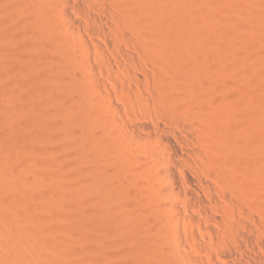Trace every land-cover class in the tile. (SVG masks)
Listing matches in <instances>:
<instances>
[{
	"label": "rangeland",
	"instance_id": "obj_1",
	"mask_svg": "<svg viewBox=\"0 0 264 264\" xmlns=\"http://www.w3.org/2000/svg\"><path fill=\"white\" fill-rule=\"evenodd\" d=\"M101 2L122 18L112 20L114 45L137 58L134 67L118 60L116 71L95 63L111 98L121 107L122 118L129 112L137 118L162 120L152 113L154 100L147 89L162 96L160 100L165 98L167 107L179 106L200 117L209 125V142L218 147L212 144V148L230 153L234 178L256 191L255 205H264V0H0V126L9 127L6 142L0 141L7 155L0 160L9 161L0 163L14 171L22 148L27 166L24 203L32 211H41L27 217L32 222L33 217L43 218L38 222L41 231L55 240L46 241L43 251L66 256L69 263L61 264H186L163 242L161 220L152 216L153 205L145 194L146 199L137 192L136 198L133 192L135 199L127 195L129 200L118 203L117 195L123 191L125 195L127 189L111 170L125 169L126 160L122 157L121 163L110 145L123 135L117 134L119 124L106 112L107 101L89 81L74 34L63 31L67 14L83 26L94 25ZM84 33L91 44L96 39L105 47L101 39ZM119 35L123 40L117 39ZM111 60L115 62L114 57ZM121 60L132 76L143 78L146 89L137 83L141 88L135 94L133 80L132 88L128 87ZM212 92L214 100L207 97ZM147 100L153 103L149 106ZM101 137L114 155L109 162H100L104 168L99 166L103 173L98 181L102 182H97L90 163ZM8 176L5 179L15 177ZM143 215L155 223H145ZM221 220L222 234L229 225L233 231L244 226L240 218ZM189 249L198 259L209 262L206 258L212 256L223 264L216 253L204 258Z\"/></svg>",
	"mask_w": 264,
	"mask_h": 264
},
{
	"label": "bare ground",
	"instance_id": "obj_2",
	"mask_svg": "<svg viewBox=\"0 0 264 264\" xmlns=\"http://www.w3.org/2000/svg\"><path fill=\"white\" fill-rule=\"evenodd\" d=\"M101 3V6H96L97 11L94 12L96 15L94 16V25L83 26L84 24L81 25V22L79 23L70 14H67V24L63 28V31H66L69 34H74L73 42L77 44L78 55L80 56V60L82 61L85 70L89 74V81L94 89H97L98 91L100 90L101 97L105 99L103 100L107 101V106L105 108L112 122L119 124L117 134H121V136L123 135L124 137L122 136L120 138V136L118 137L116 135L117 138H120L119 141L122 138L125 139H122L121 143L115 138V141H117V143H115L116 146L114 144L115 141H112V145H114V147L110 145L113 148L112 152H114L115 155L117 154V157H120L121 163L123 158L126 160V162L123 163L125 165H122V167L125 166V169L123 168L124 170L120 168L111 170L112 173L114 172L118 178L123 180L122 182H124L123 184L126 185V189L129 192L127 194V191L125 190L126 193L124 195V191L122 192V190H119V192H122V196H124L122 197L121 194L117 195L122 197L120 199L119 197L117 198L118 203H121L122 199H125L124 201L129 200L130 197L128 198L127 195L130 196L133 192V195H135L136 198L137 195L135 193L137 192L142 193L141 196L144 198L145 194L147 197V199H145L150 205H153L150 207L153 208L152 211L154 212L152 213L148 210V213L146 210L147 215L152 213L154 214L152 216H155L156 214V220L159 215L158 218L161 220V223L159 224H162L161 226H163L162 232L160 230V236L164 237L163 240H166L162 241L165 243L168 242L167 244L169 249L174 252V254H178L181 259L184 260L183 263L219 264L216 260L213 261V257L211 256L214 255L213 253H216V256H218L220 262L223 261V264H264V220L262 218V216H264V205H255L259 200L255 193L256 191H254L250 185L243 184L234 178L233 169L229 163L230 153L222 149L221 151L216 150L218 147L214 145V143L209 142L211 136L207 122L200 117L189 113L182 107H167L168 104L165 101L166 99L163 97L164 99H161V101L160 97L162 98V96H157L155 92L150 93L151 89H147V91L149 90L148 92L149 94H152L151 97L154 100V103L151 102L153 103L151 108L154 110L152 113L155 112L156 118L159 117V120L161 118V121H164V123H161V121L156 122L158 120L154 121L153 119L148 118L149 116L137 118L135 114L129 112H125L126 118H122L121 107L114 99L111 98L110 88H108L109 86L107 83L99 77V69L96 65H105L110 68L109 70L113 71L115 69L114 64L116 66V62L120 59H124L123 61H126L131 65L135 64L138 66V64H136L137 58L133 54L123 52V47L114 45L113 42L116 37L113 35L114 32L116 34V30L114 29L116 26L113 27L112 20L115 19V21L118 22L119 15L116 12L114 13L113 10L107 6V2L106 4H103V2ZM90 17L92 19V16ZM120 23L121 22H119V24ZM116 29L118 30V28ZM85 31L87 34L91 35L89 37H92V39L93 37L99 38V40L101 39L102 43L104 42L103 45H105L106 50L100 43L101 41L99 42L94 39V42L92 41L91 44L90 41L85 38L86 36H84ZM125 36H127V34ZM120 37L122 39L121 35H119V37L117 36V39ZM127 37L125 39H128L130 36L128 38ZM121 39L119 40L121 41ZM108 50L112 57L108 53ZM113 57L115 60L114 63L111 60ZM139 59L141 58H138V60ZM122 62L120 64L124 65L122 69L125 70L124 76L129 79L127 81L130 82V80H133L136 82L137 86L135 87L137 88L133 86L134 92L136 90L138 91L141 86H143L142 84L146 86L143 78L135 75L132 76V74H130V70H128L129 67H125L127 63L124 64L125 62ZM118 63L117 66L119 67ZM116 70H118V68H116L115 71ZM253 70H251V72ZM249 72L247 73L250 75L251 72ZM115 73L117 74V72ZM148 74L151 73L149 72ZM119 78L120 77H118V79ZM127 83L128 82L125 84ZM137 83H141V86L139 87ZM127 85L129 88H132L130 86L134 84L130 82ZM129 88L125 89L131 90ZM144 89H146V87ZM136 93L137 92H135V94ZM149 94L148 96H150ZM208 96L214 100L213 92L207 94V97ZM149 100L147 101L150 106L151 103ZM145 104L147 103L145 102ZM5 126L8 127L7 124H5ZM2 129L3 127L0 129V132L2 131V135L0 134V137L2 136L0 141L4 142L7 140L5 138H7L8 135L7 129ZM8 132L10 133V131ZM103 139L104 138L101 137L100 140L98 139L99 141L97 145L93 144L95 148L98 147L97 149H99V151L101 148L103 150L98 152L97 149L93 148V151H96L93 152V161L91 159L92 162L90 163V165L93 163V169L92 166H90L92 170L91 172L98 174L96 175V177H99H97V182H102L98 181L102 180V177L100 176H102L101 174L103 173V170L101 169V172L99 166L104 168L102 164L100 165V162H103L104 160L109 162L108 160H111L110 157L114 155L113 153L112 155L109 150L111 147L109 146L108 141L107 146L105 140ZM101 140H103V142H101ZM257 141L260 142L258 139ZM120 143L123 145H120ZM98 144L102 147L100 148ZM118 144L120 147L125 148L121 149L119 147V149L117 147ZM212 144L216 147V149L212 148ZM2 146L3 143L0 144V147ZM1 149H3V147ZM3 150L4 151L1 150L2 153L0 152V156L3 157L4 154V157H7V155H5V148ZM19 151L17 154L19 156H16V160L15 158L13 159L15 160V163H13L14 167L16 166L15 164L18 166L14 168V171L17 170L15 173H13L14 171L11 172L8 170V168L6 169L4 166L5 164H1L5 162H3L4 159L8 160L9 158L0 160V162L2 161L0 163V264H61L60 261L66 262L68 259H66V256L63 257L64 255H54L51 252V254H47L43 251V246L46 244V241H51V243L55 242V240L52 242V238L51 240H49L50 238H46V235L42 232L44 230L41 231V228L43 227L40 228L41 225L39 226V224L43 218L41 217L42 219H40L37 217L36 219V217H33L34 221L32 222L28 219L29 217H27L30 212H33L36 216L38 215V212L41 214V211L36 209V213L34 212L36 210L32 211L29 209V205L24 203V196H26L25 175H27V166L25 165V160H23L24 152L22 148L21 151L23 153ZM20 153L23 155L20 156ZM91 153L92 152H90V157ZM6 170H8L11 174L6 173L8 172ZM8 174L11 177L15 176L13 177L14 179L6 178L10 179V181L6 180L5 176L7 177ZM5 180L8 182L7 184L4 182ZM11 180L14 181L12 182L13 185L10 183ZM7 192L8 194L12 192V194H10L12 197L7 195ZM140 193H138V195ZM5 195L7 197L9 196V199H7ZM94 195L95 193L93 194V199L95 201L98 198ZM135 196L131 195V200L135 199ZM142 201L145 203L143 199ZM147 201L146 203H148ZM146 216L143 215V217H141L145 223H149L153 220H150V215L148 216L149 219H147V222L145 220ZM225 216L229 219L240 218L244 225L242 226L243 228L233 231L231 230L232 226L230 227L229 225V227L227 226V229L224 228L225 233L223 232L222 234L220 232L221 229H223V227H221L223 225V221L221 219ZM47 220L48 222L51 221L49 219ZM52 220L55 221L54 219ZM141 221L140 224L144 222L143 221L141 223ZM154 221L155 220H153V222ZM45 222L47 221L45 220L43 223ZM48 222L47 224L50 223ZM224 224V226H226L227 222L224 221ZM47 226L51 225L49 224ZM54 226L56 225L54 224ZM156 226L158 225H155V227ZM50 231H53V228ZM45 233H47L46 230ZM52 233L53 232H48L50 236L53 235ZM207 242H209L208 244L212 246L207 247L205 244ZM187 245L194 248L199 256H211L210 258H206L210 261L205 262L203 261L205 259L201 260L196 258L194 252H192L193 250L189 249ZM215 245L221 249L219 250ZM67 262L69 263L68 260Z\"/></svg>",
	"mask_w": 264,
	"mask_h": 264
}]
</instances>
